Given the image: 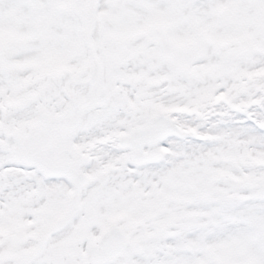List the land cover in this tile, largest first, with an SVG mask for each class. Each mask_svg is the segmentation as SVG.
<instances>
[{"label":"snow or ice","instance_id":"snow-or-ice-1","mask_svg":"<svg viewBox=\"0 0 264 264\" xmlns=\"http://www.w3.org/2000/svg\"><path fill=\"white\" fill-rule=\"evenodd\" d=\"M0 264H264V0H0Z\"/></svg>","mask_w":264,"mask_h":264}]
</instances>
